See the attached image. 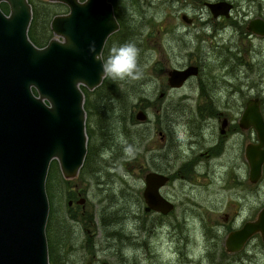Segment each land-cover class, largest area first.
<instances>
[{"label":"rangeland","instance_id":"obj_1","mask_svg":"<svg viewBox=\"0 0 264 264\" xmlns=\"http://www.w3.org/2000/svg\"><path fill=\"white\" fill-rule=\"evenodd\" d=\"M45 1L48 0H33L36 4ZM203 1L118 0L120 13L129 24V36L139 49L141 72L139 79H126L120 86L128 104L139 103L146 108L148 120L136 123L135 127L129 123L124 125L115 115V110L108 129L112 133V142L110 147L99 151L98 165H101L89 166L93 165V160L88 150L86 160L89 165L75 178L67 179L65 189L55 195V212L59 217L64 215L65 218L69 208L77 214L75 220H69L72 236L66 264H85L88 259H93L94 264L102 260L107 264H264V244L258 232L250 237L239 259L237 253H229L221 246L229 230L226 227L236 219L237 223L242 222L241 217L227 221L221 217L228 205L231 204L232 209L239 206L240 197L233 191L232 181L222 177L212 181L193 177L189 180L173 179L164 186L175 193L176 202L189 198L187 203L198 205L196 212L182 214L176 208L166 216L172 225L178 226L173 231L168 226L165 229L158 217L143 209V174L150 167L152 154L149 127L158 105L167 107L173 141L171 155L177 153L180 157L188 152L181 142L186 137V120L191 121L197 102L207 100L210 93L218 101V93L209 87L219 82L229 62L232 72L226 76L236 89V103L250 95H259L264 112V36L251 33L246 28L250 18L264 17V0H229L234 7L222 29H219L220 22H213ZM1 4L5 11L10 10L7 2ZM53 8L54 13L68 9L64 4L54 5ZM182 12L192 17L191 23L180 18ZM115 33L107 38L110 42L115 41ZM187 61L202 62L208 92L202 98H198L201 87L198 76H192L176 89H168L164 83L154 79L155 67L164 64L174 66ZM221 63L227 66L224 68ZM155 84L158 89L167 91L164 99L156 101L157 105L153 102L158 97ZM93 92L87 89L86 97L94 96ZM226 95L224 92V97ZM90 124L91 116L87 123V148H92L94 142L88 130ZM116 142L119 148L114 151L112 144ZM122 143H131L132 146L122 148ZM118 149L124 154V160L120 155L119 160L114 159L115 166H107L105 162L112 161L111 157ZM126 149L131 152L128 154ZM180 163L181 159L176 158L171 170ZM89 167L93 168L92 172H87ZM245 190L247 202L240 199L241 204L251 207V211H248L249 214L245 211L242 219L251 220L264 203V172L258 181L252 183L248 192ZM68 192L74 195L72 205L68 204ZM80 198L84 200L83 206L76 202ZM104 219L108 222L107 226L102 224ZM212 227L219 229V244L211 236Z\"/></svg>","mask_w":264,"mask_h":264},{"label":"water","instance_id":"obj_2","mask_svg":"<svg viewBox=\"0 0 264 264\" xmlns=\"http://www.w3.org/2000/svg\"><path fill=\"white\" fill-rule=\"evenodd\" d=\"M4 1L8 13L1 7ZM48 1L64 3L68 10L51 17L53 36L40 46L29 35L30 0H0V264H51L45 231L48 168L56 159L64 178L78 175L87 151L82 86L91 90L103 80L100 62L93 59L89 45L95 42L96 52L102 55L107 37L119 28L110 0ZM205 4L214 16L227 15L232 6L228 0ZM180 16L191 21L185 12ZM246 28L264 36V18H250ZM196 72L193 64L172 68L168 83L180 86ZM144 117L139 110L137 118ZM239 123L256 131L257 142L246 147L250 180L256 182L264 163L259 97L246 101ZM167 178L155 171L145 173L142 194L146 210L172 209L173 204L158 191ZM83 201L77 200L82 205ZM257 232L264 244V204L254 219L226 234V250L241 249ZM85 264L92 262L88 259Z\"/></svg>","mask_w":264,"mask_h":264},{"label":"flooded vegetation","instance_id":"obj_3","mask_svg":"<svg viewBox=\"0 0 264 264\" xmlns=\"http://www.w3.org/2000/svg\"><path fill=\"white\" fill-rule=\"evenodd\" d=\"M205 1H217V0H204L203 5L207 8V11L210 12L213 22L214 23L220 22L219 29H222L224 27L223 24L226 23L225 20L230 16L231 14L230 11L234 7L233 2L228 0L229 2L232 3V6L229 8L227 15L220 13L214 16L209 10V8L206 6ZM51 2H58V1H51ZM59 3L64 4L61 2ZM3 10L5 11L4 8ZM8 12L9 11H6V13ZM190 18H191L190 22H186L182 18L181 19L186 23H191L192 17ZM192 64L197 66V72L195 74L188 76L186 80L183 82V84L192 76H198L201 85L199 89L198 98H202L206 94H208V92L205 88V73L203 71L202 62L200 61L193 63H189L187 61L186 63H180L174 66L164 64L163 66L155 67L156 76L154 79H156L158 82L164 83L168 89H176L178 87H181L183 84L180 86L169 85L168 72L172 68L182 69ZM221 65L224 68L227 66L224 63H221ZM230 67L231 66L229 62L228 67L223 72L222 75L223 79L221 78L219 82H214L212 86L209 87V89L213 90L214 92L216 91V93H218L219 95L218 101L217 98H215L214 95L210 93L209 96L207 97V100L205 101L199 100L200 102H197L196 105L197 110L195 113L192 114L193 117L191 121L186 120V124H185L187 126V130L185 133L186 137L185 138L183 137L181 139L183 147H186L188 149V152L186 153L185 156L180 157L179 154L177 153L174 154L173 156L171 155L170 147L173 141L171 134V119L169 118V114L166 111L167 107L166 106L160 107L158 105L155 110L156 113H154V116L151 119L152 125L151 127H149V130L152 138L151 140L152 154L150 155V159H149V161L151 162L150 167L145 171V173L147 171H155L162 173L168 177L167 180L158 187V191L166 200L170 201L173 204L172 209H170L168 212H161L156 209L146 210L145 209L146 203L144 201L142 192H141V196L144 203L143 209L158 217V221L163 226H165V229L166 226H168L169 227L168 229H171V231H173V228L174 229L178 228V226L172 225L170 221L167 220L166 218V216H169V214H171V212L174 211L176 208H178L180 212H182V214H186L189 212L190 213L196 212V207H198V205L194 202H191L192 204L187 203V200L189 198H185L180 202L175 201L174 199L175 193L169 191L170 189L166 190L164 188V186L170 183V181H172L173 179L189 180L193 177L195 178L201 177V178H208V180L212 181L222 177L224 180L227 179V181H232L233 183L231 185L233 191H235L238 194V197H240L238 198L239 206L237 208L232 209L230 207L231 204L228 205L227 209L222 211L221 217L224 221H227L229 218L233 219L235 217H241L240 220H242V222L237 223V219L234 220L233 224L231 223V225L226 227V229H229L227 233L230 230L239 228L246 220H249L242 218L245 215V211H247V213L248 211H251V207H246L245 205L241 204L242 203L241 200L247 202L246 200L248 198V194L246 195L245 189H247L248 192V189H250V186L253 183L250 180V166L246 156V147L248 144L257 142V136H256V131L253 129L251 125L241 126L239 123V119L245 107L246 101L251 97H259V105L263 118H264V112L262 109V97L259 95H253V96L250 95L246 99L244 100L242 99L241 102H239L238 104L236 103V97L234 96L235 93L234 91L236 89L234 88V86L231 85L230 80L226 76L228 73L232 72V69ZM229 75L230 74H228V76ZM104 78L97 87L91 89L94 90L93 92L94 96H91L90 98L85 96L84 104H83L86 112V117H85L86 134H87L88 119L89 116H91L92 124L89 125L88 130L92 135L94 142L93 144H91L92 148H90L89 146L86 152H88L89 150V152L91 153L90 154L91 159L93 160L92 161L93 165H91L92 167L97 166L99 163L100 149L102 148V150L103 149L105 150L106 147H110V144L112 142L111 139H113V137L111 135L112 133H110L108 129L109 126L111 125V118L113 117L115 110L117 111V114L115 115L118 116V118L121 120V123L122 124L124 123V125L129 123L132 127H135L136 123H144L145 121L148 120L147 110L143 105L139 103L128 104L126 102L127 99L126 97L123 96L124 94L121 89V86L124 84L125 80H119L118 84L116 83L114 87L110 85L109 88L107 87L105 88L103 84ZM102 84H103L102 88L97 89ZM155 89H157L158 97H156V99L153 100V102L155 105H157L156 101L164 99L167 94V91L161 88L158 89L156 84H155ZM237 91H239V89ZM224 92H226L227 94L226 97H224ZM222 96L224 98H222ZM139 110H142L145 113V117L143 119L137 118V113ZM88 138L89 136L87 134V142H86L87 146L89 144ZM177 141L180 143V139ZM96 142L97 144H95ZM130 146H132L131 143L120 144V147L122 148L123 147L129 148ZM112 148H114L115 151L117 148H119V143L116 142V144H112ZM130 152L131 150L130 151L128 150V154ZM114 153L115 154L111 157L112 161L108 160L105 162L107 166L108 165L115 166L114 159L119 160L120 155H121L120 158L124 160V154L120 153L119 149L117 150V152ZM176 158H180L181 163L176 169L171 170V166ZM100 165L101 164H99L98 167ZM138 167L141 166L138 165ZM263 172H264V163L262 165L261 175L263 174ZM145 173L143 174V180ZM73 200H74L73 198H69L68 204L72 205ZM168 223L169 225H167ZM167 233L171 235L169 230H167ZM219 234L220 233L218 228L215 229L213 228V230H211V236L216 240V244L220 243ZM225 236H224V241H225ZM249 239L244 243L241 249L237 251H228V252L237 253L238 254L237 258L239 259L240 255L243 254L241 252L246 247V244L249 241ZM224 241L221 242V246H223L224 250L227 251L224 245ZM219 248L221 247L219 246ZM90 260L92 264H94L93 259Z\"/></svg>","mask_w":264,"mask_h":264},{"label":"trees","instance_id":"obj_4","mask_svg":"<svg viewBox=\"0 0 264 264\" xmlns=\"http://www.w3.org/2000/svg\"><path fill=\"white\" fill-rule=\"evenodd\" d=\"M113 4V9L115 16L119 22V28L116 30V39L114 42H110V39H106L103 50H102V56L104 58L107 57V55L110 52V49L112 46L120 45L125 42H133L131 40V37L129 36V24L125 21L123 14L120 13V8L118 7V0H110ZM33 6V19L29 28V35L31 39L38 45L43 46L48 39L51 37V29L49 26V22L51 17L55 14L53 12V6L59 5V2H49L45 1L43 3L36 4L33 2V0H30ZM119 32V34H118ZM109 37V36H108ZM110 38V37H109ZM119 80H113L111 77H105L104 78V87L109 88L111 85L114 87L116 83L118 84ZM103 84L98 87L97 89L102 88ZM83 91L85 93V96L87 94V89H85L83 86ZM99 95V94H98ZM87 153L85 155L83 164L80 168V171H83L86 169L85 166L89 165V161L86 160ZM91 166V165H89ZM92 167V166H91ZM59 166L56 161V159H53L50 162L46 181H45V187L46 192L49 200V213L48 218L46 222V237H47V244H48V255H49V261L51 264H66L68 263V256L69 251L67 249H70L68 246L72 232L69 226V220L73 219L75 220L77 218V214H75L74 210L68 209L67 216L64 215L63 217H59L57 213L55 212V195L57 192H62L65 189L67 179H65L61 173H59ZM93 168L89 167V170L87 169V172H92ZM69 194V192H68ZM63 195V193H62ZM70 198H73L74 195L71 196V194L68 195ZM106 219L102 221L103 225L107 226ZM68 253V256L67 254Z\"/></svg>","mask_w":264,"mask_h":264},{"label":"clouds","instance_id":"obj_5","mask_svg":"<svg viewBox=\"0 0 264 264\" xmlns=\"http://www.w3.org/2000/svg\"><path fill=\"white\" fill-rule=\"evenodd\" d=\"M89 51L93 54V59L100 62L101 79L106 76L113 80H135L141 77L138 64L139 49L135 43L114 44L106 58L96 52L95 42L89 45Z\"/></svg>","mask_w":264,"mask_h":264},{"label":"bare ground","instance_id":"obj_6","mask_svg":"<svg viewBox=\"0 0 264 264\" xmlns=\"http://www.w3.org/2000/svg\"><path fill=\"white\" fill-rule=\"evenodd\" d=\"M226 153V152H225ZM227 154V153H226ZM226 156V155H225Z\"/></svg>","mask_w":264,"mask_h":264}]
</instances>
